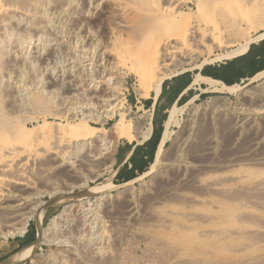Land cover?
Instances as JSON below:
<instances>
[{
  "label": "rangeland",
  "instance_id": "1",
  "mask_svg": "<svg viewBox=\"0 0 264 264\" xmlns=\"http://www.w3.org/2000/svg\"><path fill=\"white\" fill-rule=\"evenodd\" d=\"M32 1L33 3L31 0H8L10 4L18 2L23 7L28 6L29 10H24L17 5L18 3H14L25 11L22 17L8 15L7 18V14H4L5 16L0 14V118L7 117L8 112L11 117L8 116L7 120L13 123L12 126L21 121H27L29 131L22 136L23 139L32 142L38 149L47 151L46 155H43V161L47 160L48 165L47 193L42 195L38 205L36 204L35 213L38 214L36 220L33 218L29 220L22 236L0 237V264H166L168 258L175 264H237L245 259L249 262L247 264H264L262 263L264 251L258 248L264 243L262 233L251 235L250 239L248 235V237L245 234L241 235L251 226L264 227V222L259 223L260 218H264V210L256 208L257 206L245 194L250 178L253 179L256 174L262 175L264 166L250 161L226 165L230 156L234 157L243 150H247L250 147L248 143L252 139L260 137L255 151L257 153L264 151V135H262L264 134V109H262L264 108V73L259 78L252 79L254 74L264 69V67L258 68L264 65V57L262 61L256 58L258 52L264 50L262 46L264 39L249 45V48L254 47L252 54L232 68L235 73L253 72L252 75L236 82L230 80L231 76L225 77L228 83L217 79L218 87L237 83L238 88L235 92L202 93L191 89L183 96L186 97V101L175 103L182 106L193 98L189 106L194 110L189 119V135L183 149L180 148V153L188 151L185 155L190 161L189 155L198 156L203 153L204 147H214L209 148L211 152L209 159L203 155L201 157L202 162L209 160V174L205 179H209V182H217L225 189L223 193L221 192L222 194L214 193L210 189L208 192L203 188H194L190 193L186 189L188 195L191 194L192 197L200 200L197 202L190 203L182 198L184 201L180 204L178 201L182 200L180 196H175L179 199L173 197L175 199L166 198V201H163L165 199L163 191L172 172L170 170L166 172L164 166L158 163L153 169L154 154L163 129V122L172 104L168 100L177 87H165L164 92L162 93L161 90L162 94L160 93L158 99L154 101L152 92L148 90L146 79L138 75L142 69V67L139 68V64L146 58L152 59L155 56L156 58L150 60L152 68L154 70L160 68L157 61L160 56L159 50L166 44L167 35L178 32L172 26L175 27L179 23L168 22L170 26L167 27L165 21L176 9L180 13L179 20L184 21V27L187 26L189 29L208 21L209 26L217 25L221 33L217 36L218 42L223 44L231 39L233 43L229 48L234 49L248 38L264 32V0H247V2L224 0L225 4L224 2L212 4L213 0H37L39 3L36 0ZM195 1H198L201 6H196ZM30 2L36 6L31 5ZM200 7L203 8L202 11ZM240 8H244L243 11ZM252 8L253 11H251ZM9 16L13 18L10 19ZM115 17L118 18L115 19ZM143 20L146 22H142ZM246 21L253 22L254 27L258 29L249 28L251 23L248 24ZM122 26L127 31L122 29ZM240 26L243 29H240ZM244 26H246L245 30ZM206 36H201L199 43H195L196 46H193V41H191L193 45L190 42L187 43L188 38L186 45L179 46V50L195 52V57L189 64L179 63L174 56L171 60H166L169 68L167 66L165 68L172 70V75L178 72L183 73L165 80L162 87L169 82L191 81L195 73L209 72L212 67L229 62V60H223V56L221 60L219 59L220 61L214 59L216 56L224 55L223 50L214 51L208 55L209 40ZM126 38L128 42L124 40ZM138 38L141 40L136 42ZM122 40L125 44H121ZM206 53H208L207 56ZM209 58L215 60L212 65L204 64V61ZM165 62L164 64L167 63ZM201 63L203 67L199 68ZM92 79H94L93 82ZM81 85L84 86L83 90L87 85L94 87L93 89L100 96L114 91L108 98L109 106L96 104L97 107L92 100H90L92 103L90 101L85 103L90 97L82 90L70 92V87L81 89ZM148 101L149 103L146 104ZM254 108H261V115L251 113V109ZM83 116L91 117L90 120L93 122L90 125L94 128V133L90 137L91 145L86 143L79 148L80 150L75 151V146L72 144L73 134L69 128L79 123V119ZM121 116L126 122L131 123L133 130L131 129L130 134L133 136L140 132L142 121L150 116L151 123L153 122L152 131L156 130L158 135L151 163L144 173L128 181L130 185L127 187L124 186L128 182L115 180V170L127 149L138 142L136 139L129 142L124 134L115 129L117 127L114 125L119 124L118 120ZM182 117L187 123L185 115ZM239 121L241 122L238 123ZM174 132L177 134L178 129H174ZM105 141L108 142L107 150H104L105 146H103ZM38 142L42 143L38 144ZM62 142L65 143L62 144ZM170 145L168 143L165 146L167 157L175 154L173 146ZM87 154L93 157L91 171L85 168L86 159L89 156ZM105 181L110 182L107 189L103 190L102 187L100 189L101 183ZM159 193L162 194V198L159 197L161 195ZM219 194L224 196L221 197ZM130 204L135 208L134 211L132 210L135 217L127 216ZM148 206H153L154 211L159 213L172 209L176 212L174 211V214L170 216L172 220L167 222L164 226L166 228L163 226L157 228L153 224L154 216L145 213ZM63 208L66 210L63 211ZM245 212L246 215L242 218ZM251 212L257 215L258 220L248 221L247 215ZM59 214L61 216H58L57 226H51L50 220ZM187 214L202 219L192 217V220H187ZM139 215L142 216L139 217ZM225 229L237 230L240 233L220 238L218 233ZM202 230L209 232L206 235H200L199 231ZM246 238L249 241L253 238L255 242L251 240L252 244ZM230 245L241 247L240 250L232 251ZM55 248L60 255L53 253ZM200 259H207L209 263L198 262L197 260Z\"/></svg>",
  "mask_w": 264,
  "mask_h": 264
},
{
  "label": "bare ground",
  "instance_id": "2",
  "mask_svg": "<svg viewBox=\"0 0 264 264\" xmlns=\"http://www.w3.org/2000/svg\"><path fill=\"white\" fill-rule=\"evenodd\" d=\"M16 1V0H15ZM30 1V0H28ZM37 1V0H36ZM173 1V0H172ZM212 1V0H211ZM210 1V2H211ZM226 1V0H225ZM234 1V0H233ZM250 1V0H249ZM20 2V1H19ZM31 2L33 3V1L31 0ZM30 2V3H31ZM39 3V1H37ZM190 2V1H189ZM196 2V6H201L198 4V1ZM224 2V0H213L212 4L215 3H221ZM243 2H247V0H243ZM241 1V3H243ZM262 2V1H260ZM14 3H18V2H13ZM21 3V2H20ZM28 3V2H27ZM33 6H36L34 4H32ZM35 3V2H34ZM183 3V2H182ZM188 3V2H187ZM193 3V2H192ZM226 2H224L225 4ZM230 3V1L228 2ZM238 3V2H237ZM255 3V2H254ZM257 3V2H256ZM263 3V2H262ZM10 4L8 2V0H0V14H7V18L8 15H13V16H17L18 15H24L25 14V9L29 10L28 6L26 8V6H22L21 4H17L20 5V7H23V9L19 8V6H15V4ZM29 4V3H28ZM36 4V3H35ZM49 4V3H48ZM119 4V3H118ZM157 4V3H156ZM179 4V3H178ZM233 4V3H232ZM264 4V3H263ZM30 5V7H31ZM69 5V4H68ZM186 5V4H185ZM239 5V3H238ZM245 5V4H244ZM249 5V4H248ZM253 5V4H252ZM122 6V5H121ZM169 6V5H168ZM184 6V5H183ZM195 6V7H196ZM231 6V3H230ZM247 6V5H246ZM259 6V5H258ZM264 6V5H263ZM109 7V6H108ZM209 7V4H208ZM218 7V5L216 6ZM220 7H222L220 5ZM227 7V6H226ZM236 7V6H233ZM239 7V6H238ZM255 7V6H254ZM257 7V6H256ZM262 7V6H261ZM260 7V8H261ZM33 8V7H32ZM114 8V7H113ZM176 8V7H175ZM201 8V7H200ZM211 9L213 7H210ZM39 9V8H38ZM105 9V8H104ZM119 9V8H118ZM183 9V8H182ZM198 9V8H197ZM203 8H201L202 11ZM228 9V8H227ZM242 8H240L241 10ZM244 9V8H243ZM242 9V11H243ZM255 9V8H254ZM32 10V9H31ZM30 10V11H31ZM37 10V9H36ZM166 10V9H165ZM170 10V8H169ZM173 10V9H172ZM178 9H176V11H174V13H171L169 17L166 18V26H168L169 23H179L177 24L175 27L172 26V28L176 29L178 32L177 33H173V34H169L167 35V40H166V44L171 42V44H164L163 47L160 48L159 50V66L160 68L158 69H153L152 68V64L150 63V60L156 58L154 56V58H146L145 60H143L141 62V64H139V68L142 67V69L138 72L139 77H144L147 81V87L148 90L152 92V99L154 101H156L161 93L162 90V85L164 83L165 80H169L172 77L178 76L180 74H182L183 72H178L175 75H172L171 72L172 70H169L167 68H165V66L168 65V61H166L167 59L171 60L174 56V58H176L178 60L179 63L182 64H189L191 61H193V57H195L193 51L191 50H179V46L182 45H186V41L187 38L189 39V41L187 43H191V41H193L194 45L191 43V45L196 46L195 43H199V38L201 36H206V38L208 37L207 40H209V54L206 53L208 55H211L214 51H219V50H223V54L224 55H219L216 56L214 59H218V61H220L221 56H223V60H231L235 57H238L242 54H244L246 52V50L248 49V46L255 43V41L257 40H262L264 39V32H260L257 35L248 38L246 41H244L242 44H239V46L237 48H229L231 46V42L230 40L226 43H220L217 40V36L219 33V29H217V25L214 26L211 25L209 26V22L207 21L204 24H200L197 26H192L188 29V27H184L183 20H179V11H177ZM214 10V8H213ZM211 10V11H213ZM225 10V9H222ZM229 10V9H228ZM239 10V11H240ZM248 10V8H247ZM120 11V9H119ZM126 11V10H125ZM162 11V10H161ZM200 11V10H199ZM253 11V8L252 10ZM263 11V10H262ZM28 12V11H27ZM159 12V11H158ZM226 12V10H225ZM232 12H233V8H232ZM250 12V10H249ZM30 13V12H29ZM119 13V12H118ZM129 13V12H128ZM222 13V11H221ZM224 13V12H223ZM236 13V12H235ZM240 13V12H239ZM262 13V12H261ZM127 14V13H126ZM154 14V13H153ZM152 14V15H153ZM216 14V13H215ZM232 14V13H230ZM238 14V13H237ZM242 14V12H241ZM240 14V15H241ZM245 14V13H244ZM264 14V12H263ZM29 15V14H28ZM120 15V14H119ZM139 15V14H138ZM198 15V13H197ZM196 15V16H197ZM253 15V14H252ZM258 15V14H257ZM5 16V15H4ZM21 16V17H22ZM123 16V15H122ZM126 16V15H125ZM155 16V14H154ZM247 17L249 15H246ZM254 16V15H253ZM264 16V15H263ZM262 16V17H263ZM12 17V16H11ZM11 17L9 16V18L11 19ZM28 17V16H26ZM25 17V18H26ZM43 17V16H42ZM119 17V16H118ZM117 17V18H118ZM124 17V16H123ZM141 17V16H140ZM147 17V16H146ZM206 17V16H205ZM223 17V16H222ZM13 18V17H12ZM16 18V17H15ZM20 18V17H19ZM115 17V19H117ZM122 18V17H121ZM202 18V17H201ZM235 18V17H233ZM240 18V17H239ZM253 18V17H252ZM252 18H250V20H252ZM261 18V17H259ZM144 19V18H143ZM236 19V18H235ZM1 20V19H0ZM3 20V19H2ZM123 20V19H122ZM146 20V19H145ZM148 20V19H147ZM146 20V21H147ZM240 20V19H239ZM243 20V19H241ZM248 20V18H247ZM121 21V20H120ZM145 21V22H146ZM256 21V20H255ZM4 22V21H3ZM16 22V21H15ZM31 22V21H30ZM103 22V21H102ZM126 22V21H125ZM124 22V23H125ZM128 22V21H127ZM144 22V20L142 21ZM144 22V23H145ZM169 22V23H168ZM216 22V21H215ZM247 22V21H246ZM5 23V22H4ZM122 23V22H121ZM141 23V22H140ZM192 23V22H191ZM197 23V22H196ZM248 23V22H247ZM251 23V21H250ZM248 23V24H250ZM261 23V22H259ZM258 23V24H259ZM154 24V22H153ZM156 24V23H155ZM212 24V23H211ZM219 24V23H218ZM221 24V23H220ZM244 24V23H242ZM257 24V23H255ZM123 25V24H122ZM127 25V24H126ZM234 25V24H233ZM260 25V24H259ZM124 26V25H123ZM122 26V27H123ZM133 26V25H132ZM140 26V25H139ZM220 26V25H219ZM6 27V26H5ZM136 27V26H135ZM166 27V30H167ZM224 26H222L223 28ZM233 27V26H231ZM230 27V28H231ZM244 26V30H245ZM253 22L249 25V28H253ZM261 27V25H260ZM264 27V26H263ZM139 28V27H138ZM136 28V29H138ZM238 28V27H237ZM248 28V29H249ZM256 28V26L254 27V29ZM124 29V27L122 28ZM131 29V28H130ZM224 29V28H223ZM240 29L241 28L240 26ZM258 28H256L257 30ZM4 30V29H3ZM6 30V29H5ZM125 30V29H124ZM133 30V27H132ZM247 30V28H246ZM127 31V30H125ZM135 31V29L133 30V32ZM229 31V30H228ZM10 32V31H9ZM132 32V31H130ZM176 32V31H175ZM221 32V31H220ZM225 32V31H224ZM2 33V32H1ZM4 33V32H3ZM37 33V32H36ZM135 33V32H134ZM238 33V32H237ZM236 33V34H237ZM242 33V32H241ZM248 33V32H247ZM5 34V33H4ZM146 34V33H145ZM144 34V35H145ZM149 34V33H148ZM235 34V33H234ZM13 35V34H12ZM116 35V34H115ZM131 35V34H130ZM133 35V34H132ZM141 35V34H140ZM228 35V34H227ZM112 36V35H111ZM127 36V34H126ZM137 36V35H136ZM135 37V35H134ZM145 37V36H143ZM142 37V38H143ZM148 37V36H147ZM150 37V36H149ZM220 37V36H219ZM241 37V36H240ZM249 37V36H247ZM129 38V37H128ZM128 38L124 39L127 40L128 42ZM130 38H132V36H130ZM223 38V37H221ZM237 38V37H236ZM242 38V37H241ZM1 39V38H0ZM7 39V38H6ZM110 39V38H109ZM148 39V38H147ZM164 39V38H163ZM205 39V38H204ZM227 39V38H226ZM234 39V38H233ZM232 39V40H233ZM123 41V43L121 44H125V42ZM138 40H141L140 38L137 39L136 42H138ZM144 40V39H142ZM206 40V39H205ZM221 40V39H220ZM223 40V39H222ZM235 40V39H234ZM242 40V39H240ZM121 41V42H122ZM145 41V40H144ZM143 41V42H144ZM147 41V40H146ZM160 41V40H159ZM237 41V40H235ZM243 41V40H242ZM203 42V41H202ZM225 42V41H224ZM139 43H141L139 41ZM146 43V42H145ZM239 43V42H238ZM241 43V42H240ZM4 45V44H3ZM9 45V44H8ZM134 45V44H132ZM147 45V44H146ZM158 45V44H157ZM200 45V44H198ZM235 45V43H234ZM131 46V45H130ZM192 47V46H191ZM205 47V46H204ZM15 48V47H14ZM129 48V46H128ZM155 48V47H153ZM190 48V47H189ZM171 49V50H170ZM204 49H208V48H204ZM134 50V49H133ZM132 50V52H133ZM157 50V48H156ZM194 50V49H193ZM84 51V50H83ZM6 52V51H5ZM131 52V51H130ZM153 52V51H152ZM157 52V51H156ZM207 52V51H206ZM4 53V52H3ZM118 55V54H117ZM120 55V54H119ZM153 55V54H152ZM205 55V54H204ZM150 56V55H149ZM4 57V56H3ZM121 58V57H120ZM135 58V57H134ZM213 58H209V60H205V63H209V65H212V63L215 61ZM220 59V60H219ZM133 60V59H132ZM167 63H166V62ZM195 61V60H194ZM137 62V61H136ZM164 62L166 64H164ZM171 63V62H170ZM169 63V64H170ZM202 64V63H201ZM171 65V64H170ZM169 65V66H170ZM177 65V64H176ZM158 66V67H159ZM172 66V65H171ZM168 67V66H167ZM195 67V66H194ZM203 64L199 66V68H202ZM88 68V67H87ZM169 68V67H168ZM193 68V67H192ZM198 68V67H197ZM138 69V68H137ZM264 73V71L257 73L256 75H254V77L252 79H256L259 78L260 76H262ZM200 73H195L192 78L191 81L189 83L188 86V90H199L202 93L203 92H212V93H224V94H229V93H233L237 90L238 85L237 83L235 84H231V85H223L222 87H218V80L216 79H212V78H208V77H201L199 75ZM85 79V78H84ZM94 79H92L91 81L93 82ZM142 81V80H141ZM145 81V82H146ZM144 82V81H142ZM90 84V83H88ZM95 84V83H94ZM82 86V85H81ZM88 86V85H87ZM85 87L86 89L83 90L82 88H84V86L81 87H70V92L71 91H76L78 92L79 90H82L83 92H86V95L89 96L90 98L87 99L85 103H89L90 100L93 101V103L96 105H101V106H106L105 104L108 103V98L110 96H112L113 92L109 91L108 93L104 92L105 95H97V92L95 91V89H93L94 87ZM68 90V91H69ZM81 93V92H80ZM116 93V92H115ZM84 94V93H82ZM81 94V95H82ZM78 95V94H77ZM85 95V94H84ZM146 95V94H145ZM79 96V95H78ZM147 96V95H146ZM114 97V96H113ZM193 101V98L190 99L189 101H187L186 103H184L182 106H178L176 104L172 105L168 111H167V115L166 118L163 122V129L160 135V139L159 142L157 144L156 150H155V154H154V163L155 165H153V169L156 167V164L158 163L159 165H163L166 172H169L167 170H170L172 172V176L170 178V180L167 182L166 188L163 191V196L165 197V199L163 201H166V198H173L175 196H180V199H184V200H188V202H197L200 201L198 198L196 199L195 197H192V195H188V193L186 192V189L188 190V192L193 191L192 189L194 188H203L206 191L209 192V189L211 191L215 192H219V193H223L225 191L224 187H222L220 184H218L217 182H209V179H205L206 175L209 174V160L206 162H202L201 161V157L202 155L205 156L206 158L209 159V154L211 153L209 151L210 147L203 148L202 152L200 155L198 156H194L191 157V160L188 161L187 160V152H181L180 148H182L185 144H186V139L188 138L189 135V119L192 117V114L194 112V110L192 108H190V104ZM91 102V101H90ZM84 103V104H85ZM92 103V102H91ZM104 104V105H103ZM153 104V103H152ZM21 105V104H20ZM93 105V104H92ZM96 105V106H97ZM107 106H109L107 104ZM106 106V107H107ZM79 107V106H78ZM98 107V106H97ZM12 108V107H11ZM194 108V107H193ZM77 109V108H76ZM196 109V108H195ZM264 109V108H262ZM14 110V109H13ZM20 110V109H19ZM88 110V109H87ZM9 111V110H8ZM11 112V111H10ZM13 112V111H12ZM251 113L257 115L262 113L261 108L260 109H251ZM7 117L5 118H0V237H2L3 235H5V237L7 236H22L25 233V230L27 228L28 222L31 218L35 219L37 218V213H35V209L37 207V203H39V200L41 198L42 195L47 193V160L43 161V155L47 153V151L45 150H41L38 149L37 146H35L32 142H28L25 141L23 139L22 136H24L26 133H28L27 131H29L27 129V121H21V123H17V125H13V123H9L8 116H10V114L7 112L6 113ZM12 114V113H11ZM249 114V113H248ZM152 115V114H151ZM186 117L187 119V123L186 121H184L182 118V116ZM202 115V114H201ZM2 116V115H1ZM13 116V115H12ZM11 117V116H10ZM147 117V116H146ZM14 118V117H13ZM90 116H83V118L79 119V123L72 125L69 129L72 132L71 134H73V140H72V144L75 146V151L80 150L79 148H82L81 146H83L84 144L88 143V145H91V141H90V137L93 135L94 133V128L90 125L91 120H90ZM242 118V117H240ZM12 119V118H11ZM93 119V117H92ZM235 119V118H234ZM14 120V119H13ZM238 120V119H237ZM240 120V119H239ZM12 121V120H11ZM17 121V120H16ZM19 121V122H20ZM119 124L116 123L114 126L117 127L115 129L119 130V132L121 134H124L128 141L131 142L133 140H137L138 144H142L145 141L148 140L150 134L152 133V123H151V118L150 116H148L146 119H144L142 121V130L140 128V132L136 133L134 136L130 134L131 131V123L130 122H126L123 119V116L120 117ZM241 121H239L238 123H240ZM10 124V125H9ZM69 125V124H68ZM236 125V123H235ZM191 126V125H190ZM135 128V127H133ZM174 129H178V133L176 134L174 132ZM234 129V128H233ZM33 130V129H32ZM116 130V131H117ZM133 130V129H132ZM139 130V129H138ZM31 131V130H30ZM136 131V130H135ZM236 131V129H235ZM258 132V131H257ZM135 133V132H134ZM238 133V132H237ZM42 134V133H41ZM175 134V137H173V135ZM236 134V133H235ZM258 134V133H257ZM256 134V135H257ZM31 135V134H30ZM43 135V134H42ZM95 135V134H94ZM102 135V134H101ZM262 135H264L262 133ZM54 136V135H53ZM255 136V135H254ZM32 137V136H31ZM38 137V136H37ZM55 137V136H54ZM98 137V136H97ZM257 137V136H256ZM263 137V136H261ZM68 138V137H67ZM212 138V137H211ZM260 137L252 139L250 143H248L249 148H247V150H243V152H240V154L238 153L236 156H230L231 158L227 161L226 165H229L233 162H245V161H250L253 164H260L264 166V151L262 152H258L255 151V147L258 145V140ZM43 139V138H42ZM66 139V138H65ZM28 140V139H27ZM32 140V139H31ZM38 140V138H37ZM58 140V139H57ZM135 140V141H136ZM199 140V139H198ZM34 141V140H33ZM66 141V140H63ZM208 141V140H207ZM67 142V141H66ZM71 142V141H70ZM212 142V141H211ZM210 142V143H211ZM262 142V141H261ZM42 142H38V144H41ZM65 143V142H64ZM62 142V144H64ZM100 143V142H99ZM170 143V146H173V150H174V155L168 156L167 157V151L165 149L166 144ZM205 143V142H204ZM214 143V142H213ZM71 144V145H72ZM107 144L108 142L105 141V148L104 150H107ZM191 144V143H190ZM261 144V143H260ZM259 144V146H260ZM70 145V144H69ZM72 145V146H73ZM210 145V144H209ZM208 145V146H209ZM199 146V145H198ZM202 146V145H201ZM206 146V145H205ZM211 146V145H210ZM59 147V146H58ZM65 147V146H64ZM247 147V146H244ZM190 148V147H189ZM195 148V147H194ZM197 148V147H196ZM202 148V147H201ZM214 148V147H212ZM210 148V149H212ZM56 149V148H55ZM171 149V148H170ZM183 149V148H182ZM47 150V149H46ZM65 150V149H64ZM172 150V151H173ZM180 150V151H179ZM191 150V149H189ZM196 150V149H195ZM59 151V150H57ZM61 151V150H60ZM67 151V150H66ZM192 151V150H191ZM200 151V149H199ZM236 151V150H235ZM238 151V150H237ZM242 151V150H241ZM234 153V150L232 151ZM169 153V152H168ZM172 153V152H171ZM213 153V152H212ZM231 153V155L233 154ZM66 154V153H65ZM194 154V153H193ZM206 154V155H204ZM235 154V153H234ZM62 155V153H61ZM89 155V154H87ZM182 155V156H181ZM211 155V154H210ZM230 155V154H229ZM73 156V155H72ZM228 156V155H227ZM45 157V156H44ZM47 157V156H46ZM65 157V156H64ZM69 157V156H68ZM76 157V156H75ZM214 157V156H213ZM211 158V157H210ZM227 158V157H226ZM226 158L224 159L226 161ZM229 158V156H228ZM66 159V158H65ZM54 160V159H53ZM206 160V159H205ZM215 161V160H214ZM223 161V160H222ZM92 162H93V157L90 154L88 156V158L86 159V163H85V168L88 169V171H91V167H92ZM192 162H194V164H192ZM217 162V161H216ZM215 162V163H216ZM219 162V161H218ZM197 163V164H195ZM212 163V161H211ZM221 163V162H219ZM224 164V161H223ZM222 164V165H223ZM251 164V163H249ZM194 165V166H193ZM196 165V166H195ZM214 165V162H213ZM221 165V164H220ZM234 165V164H233ZM215 166V165H214ZM191 167H193V170H191ZM152 168V167H151ZM218 168V167H217ZM105 169V168H104ZM103 169V170H104ZM158 169V168H157ZM151 170V169H150ZM163 171V170H162ZM264 171V170H263ZM49 172V171H48ZM103 172V171H102ZM149 173V172H148ZM250 174V172H248ZM254 173V172H253ZM261 173V171H260ZM147 174V173H145ZM167 174V173H166ZM246 174V173H245ZM264 174V173H263ZM257 175L252 178H250V182L246 185L247 187V191L243 192L245 194H247V198H250L253 202V204H255V206H257L256 208H260L262 210H264V175ZM247 175V174H246ZM252 175V174H251ZM168 176V175H167ZM165 177V176H164ZM208 178V177H207ZM248 178V177H247ZM166 179V178H165ZM252 179V180H251ZM162 180V179H161ZM164 180V179H163ZM231 180V179H230ZM233 180V179H232ZM249 180V179H248ZM166 181V180H165ZM220 181H222L220 179ZM225 181V179H224ZM241 181V180H240ZM161 182V181H160ZM110 182L105 181L102 182V186H100V189L103 188V190L107 189L108 185ZM220 183V182H219ZM223 184V183H222ZM100 185V184H99ZM130 185V182L126 183L124 187H127ZM97 186V184H96ZM160 186V185H159ZM162 186V185H161ZM102 187V188H101ZM241 187V186H240ZM99 188V187H98ZM129 188V187H128ZM233 188V187H232ZM239 188V187H238ZM229 190V189H228ZM199 191V190H198ZM238 191V190H237ZM244 191V190H243ZM101 192V191H100ZM202 192V191H201ZM227 192V190H226ZM225 192V194H227ZM120 193V192H119ZM162 193V192H161ZM159 193V195L161 194ZM187 193V194H186ZM191 193V192H190ZM193 193V192H192ZM221 193V194H222ZM158 194V193H157ZM218 194V193H217ZM219 194L221 197L224 195ZM229 195H231L230 193H228ZM238 194V193H237ZM122 195V193H121ZM126 195V193H125ZM202 195V194H199ZM236 195V194H235ZM239 195V194H238ZM194 196V195H193ZM206 196V195H205ZM245 196V195H244ZM128 197V196H127ZM162 198V194L159 196ZM234 197V196H232ZM131 198V197H130ZM178 198L179 197H175ZM173 198V199H175ZM207 198V197H206ZM226 198V197H224ZM228 198V197H227ZM237 198V197H236ZM241 199H243V197H239ZM178 200L180 201V204H183L184 200ZM203 199V197H202ZM233 199V198H232ZM168 200V199H167ZM171 200V199H170ZM228 200H230L228 198ZM240 200V199H239ZM238 200V201H239ZM246 200V199H245ZM131 201V199H130ZM182 201V202H181ZM231 201V200H230ZM234 201V200H232ZM208 202V201H207ZM251 202V201H250ZM249 199H248V203ZM200 203V202H199ZM37 204V205H36ZM160 204V203H159ZM252 204V203H251ZM250 204V205H251ZM252 204V205H253ZM35 205V206H34ZM152 205V204H151ZM238 205V204H237ZM236 207H239L237 206ZM242 205V204H241ZM186 206V205H185ZM221 206V205H220ZM254 206V207H255ZM156 207V206H155ZM184 207V206H183ZM247 207V206H245ZM253 207V206H252ZM68 208V207H67ZM130 208V209H129ZM127 208L129 209L127 212V216H134L133 211L135 210V208L130 204V207ZM216 208V207H215ZM244 208V207H242ZM38 209V208H37ZM64 209V208H63ZM139 209V208H137ZM171 209V208H170ZM66 208L63 210L65 211ZM133 210V211H132ZM158 210V209H157ZM173 210V209H172ZM166 211V212H157L156 210L154 211V207L153 206H148L147 211L145 213L154 216V221L153 224L155 227L157 228H161L163 226L164 227L167 222L172 218H170V216H172V214H174V211ZM244 210V209H243ZM247 210V209H246ZM252 210V209H250ZM249 210V211H250ZM138 211V210H137ZM185 211V209H184ZM199 211V210H198ZM240 211V210H239ZM255 211V210H254ZM176 212V211H175ZM182 212V211H181ZM193 213V212H192ZM248 214V213H247ZM126 215V214H125ZM196 215V214H195ZM246 215L245 214L242 216V218ZM58 216H61L60 214L57 215V217H53L50 220V225L57 226V220H58ZM142 215H139V217ZM179 216V215H178ZM183 216V215H182ZM197 216V215H196ZM248 221L251 219L252 220H258L257 215L255 213H249L247 215ZM135 217V216H134ZM174 217V216H173ZM188 219L187 220H192V217L194 218L195 216L192 214H187ZM238 217V216H237ZM236 217V218H237ZM60 218V217H59ZM129 218V217H128ZM195 218H200V217H195ZM231 218V217H230ZM240 218V216L238 217ZM242 218H240L241 220H243ZM246 218V217H245ZM260 218V217H259ZM202 219V218H200ZM260 224L261 222H264V218H260ZM139 220V219H138ZM137 220V221H138ZM174 220V219H173ZM239 221V219H237ZM245 220V219H244ZM200 221V220H199ZM213 221V220H212ZM253 221V222H254ZM244 222V221H243ZM246 222V220H245ZM244 222V223H245ZM254 223H258L257 221ZM131 224V223H130ZM188 224V223H187ZM129 225V224H128ZM132 225V224H131ZM172 225V224H171ZM190 225V224H189ZM252 225V224H251ZM255 225V224H254ZM178 226V225H177ZM260 226V225H259ZM259 226H251L250 229L246 230L245 233H241L245 234V236H250L248 239L251 238V235H259L262 233V235L264 236V227H259ZM122 227V226H121ZM124 227V226H123ZM206 228V227H205ZM204 228V229H205ZM214 229V228H213ZM133 230V229H132ZM137 231L139 229H136ZM206 230V229H205ZM199 231L201 232L200 235H206L209 231ZM241 230V229H240ZM245 230V229H244ZM45 233V231H44ZM178 233V232H177ZM238 233H240V231L237 232V230H233V229H225L223 230L221 233L219 232L218 235L221 237H230L232 235H238ZM184 234V233H183ZM211 234V233H210ZM216 234V233H215ZM46 235V234H44ZM199 235V236H200ZM151 236V235H149ZM247 236V237H248ZM4 237V236H3ZM190 237V236H189ZM235 237V236H234ZM253 237V236H252ZM258 237V236H257ZM260 237V236H259ZM144 238V237H143ZM168 238V237H166ZM245 238V237H244ZM263 238V237H262ZM147 239V238H146ZM169 239V238H168ZM175 239V238H174ZM230 239V238H229ZM228 239V240H229ZM241 239V238H240ZM246 238V240H248ZM259 239V238H258ZM179 240V239H178ZM181 240V239H180ZM225 240V239H223ZM253 241V238L251 239ZM250 240V241H251ZM257 240V239H256ZM260 240V239H259ZM147 241V240H146ZM149 241V240H148ZM173 241V240H172ZM175 241V240H174ZM249 241V240H248ZM247 241V242H248ZM249 241V242H250ZM251 241V242H252ZM261 241V240H260ZM255 242V241H253ZM252 242V244H253ZM168 243V242H167ZM157 244V243H155ZM162 244V243H161ZM164 244V243H163ZM191 244V243H190ZM259 244V243H257ZM263 245H261L260 247H258L259 249L264 251V243H262ZM61 245V244H60ZM127 245V244H126ZM158 245V244H157ZM205 245V244H204ZM246 245V244H245ZM260 245V244H259ZM160 246V245H159ZM164 246V245H163ZM162 246V247H163ZM249 246V245H248ZM151 247V246H150ZM149 247V248H150ZM240 245H230V250L232 251H236V250H240ZM244 247V245H243ZM246 248V247H245ZM257 248V249H258ZM148 249V248H145ZM205 250V249H204ZM216 251V250H215ZM170 252V251H169ZM173 252V251H172ZM231 252V251H230ZM241 252V251H240ZM53 253H56L57 255H60V253L58 252V249L55 248V250L53 251ZM150 253V252H149ZM165 253V252H164ZM209 253V252H208ZM239 253V252H238ZM172 254V253H171ZM114 255V254H113ZM99 256V255H98ZM110 256V255H109ZM170 256V255H169ZM94 257V256H93ZM123 257V256H122ZM165 257V256H164ZM212 257V256H211ZM58 258V257H56ZM55 258V259H56ZM84 258V257H83ZM264 258V255L263 257ZM46 259V258H45ZM54 259V257H53ZM109 259V258H108ZM169 259V258H168ZM166 261V264H175V262L172 261V259H169ZM52 260V259H51ZM107 260V259H106ZM165 260V259H164ZM131 261V260H130ZM163 261V260H162ZM187 261V260H186ZM198 262H203V263H209V260H205V259H200L197 260ZM251 261V260H250ZM263 261V260H262ZM88 262V261H87ZM134 262V261H133ZM180 262V261H179ZM163 263V262H162ZM181 263V262H180ZM183 263V262H182ZM185 263V262H184ZM249 263L247 259L239 261L237 264H247ZM264 263V261L262 262ZM186 264V263H185Z\"/></svg>",
  "mask_w": 264,
  "mask_h": 264
},
{
  "label": "crops",
  "instance_id": "3",
  "mask_svg": "<svg viewBox=\"0 0 264 264\" xmlns=\"http://www.w3.org/2000/svg\"><path fill=\"white\" fill-rule=\"evenodd\" d=\"M252 48L254 47L252 46ZM249 50L248 49L246 50V52L244 53L245 55L242 54L243 56L240 55L241 57L239 56L235 57L229 60L228 63H222L221 66L212 67L211 70L209 71V76L213 74L219 77H227V78L228 76H231L230 80L236 82L240 79L252 75L253 72L247 73L243 71L241 72L238 71L235 73L232 70L233 66L238 65L239 63L243 62V60L249 57L248 56ZM188 83H190L189 80H183L179 82L177 81V83L169 82L165 86H163V87H177L176 90L174 91V94L168 100L169 102L172 103L171 106L177 103L188 91L187 89L189 86ZM153 133L151 134V136H149L147 141H145L142 144L135 143L130 148H128L127 151L123 154L120 160V164L118 168L115 170L116 181H121V182L132 181L136 179L139 175L144 173L148 165L151 163L150 161L152 158V154H154L153 151L156 147V140L153 139Z\"/></svg>",
  "mask_w": 264,
  "mask_h": 264
},
{
  "label": "trees",
  "instance_id": "4",
  "mask_svg": "<svg viewBox=\"0 0 264 264\" xmlns=\"http://www.w3.org/2000/svg\"><path fill=\"white\" fill-rule=\"evenodd\" d=\"M262 46H263V49H264V43L262 44ZM252 47L250 48V50H249V52H248V56H250L251 55V53H252ZM264 57V50H262V51H260V52H258V54L256 55V58L258 59V60H260V61H262V58ZM264 67V65H262V66H260V67H258V68H263ZM201 77H206V76H208V77H211L212 79H220L222 82H225V83H228V81H227V79L225 78V77H219V76H217V75H210L209 76V72L208 71H201L200 72V74H199ZM190 82V81H189ZM189 84V83H188ZM164 88L165 87H162V93L164 92ZM185 89V88H184ZM183 89V90H184ZM161 93V94H162ZM185 98L186 97H182L178 102H181V101H183V100H185ZM186 101V100H185ZM149 103V101L148 102H146V104H148ZM152 125H153V122H152ZM157 138H158V135H157V133H156V130L154 131V133H153V139L154 140H156L157 141Z\"/></svg>",
  "mask_w": 264,
  "mask_h": 264
}]
</instances>
